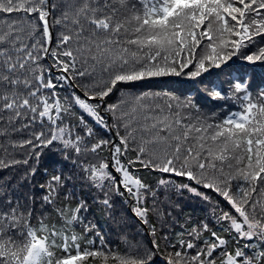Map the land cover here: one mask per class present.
<instances>
[{
    "label": "snow or ice",
    "instance_id": "6c2138e0",
    "mask_svg": "<svg viewBox=\"0 0 264 264\" xmlns=\"http://www.w3.org/2000/svg\"><path fill=\"white\" fill-rule=\"evenodd\" d=\"M0 264H264V0H0Z\"/></svg>",
    "mask_w": 264,
    "mask_h": 264
}]
</instances>
